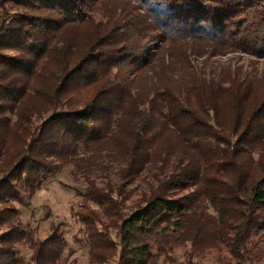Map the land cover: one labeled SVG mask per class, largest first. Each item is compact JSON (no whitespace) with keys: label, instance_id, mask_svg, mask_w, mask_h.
I'll use <instances>...</instances> for the list:
<instances>
[{"label":"trees","instance_id":"1","mask_svg":"<svg viewBox=\"0 0 264 264\" xmlns=\"http://www.w3.org/2000/svg\"><path fill=\"white\" fill-rule=\"evenodd\" d=\"M233 52L264 58V0H0V264H24L18 246L69 264L60 227L35 239L17 205L63 164L110 161L127 183L172 173L130 207L125 185L88 179L89 264H197L225 241L228 264H257L264 77L194 59Z\"/></svg>","mask_w":264,"mask_h":264},{"label":"rangeland","instance_id":"2","mask_svg":"<svg viewBox=\"0 0 264 264\" xmlns=\"http://www.w3.org/2000/svg\"><path fill=\"white\" fill-rule=\"evenodd\" d=\"M197 56L195 61L207 68L206 71L224 73L230 67L242 69L248 73H255L258 77H264V58L249 56L238 52L223 55ZM203 67V68H204ZM172 173V164L163 167L162 163L149 164L132 182H125L120 176L119 164L110 161L93 167L87 175L75 172L72 165L63 164L57 174L50 179L38 194L24 204H18L21 218L25 228L32 231L35 239H45L51 232V225L60 227L61 233L67 241L64 258L69 264H89V243L83 234V226L74 216L73 211L79 210L83 202L80 192L87 186L88 179L96 182L99 187L108 184L118 186L125 185L127 192L131 193L126 205L132 206L142 195L149 193L151 187H156L159 181L168 178ZM231 232V236L235 234ZM111 235L116 239V231ZM250 246L253 247V258L257 264H264V228L258 229L252 239ZM229 241L223 242L218 248L212 249L206 255L196 261L197 264H227L231 262L229 253ZM17 257L24 260V264H32L33 251L28 246L16 248ZM186 248L178 247L174 250V258L185 261ZM116 264V259L106 263Z\"/></svg>","mask_w":264,"mask_h":264}]
</instances>
